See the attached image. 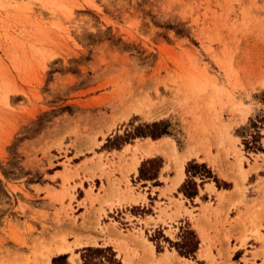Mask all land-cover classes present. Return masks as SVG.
I'll return each instance as SVG.
<instances>
[{
	"label": "rangeland",
	"instance_id": "374dc122",
	"mask_svg": "<svg viewBox=\"0 0 264 264\" xmlns=\"http://www.w3.org/2000/svg\"><path fill=\"white\" fill-rule=\"evenodd\" d=\"M156 155L230 182L239 235L198 258L264 257V0H0V264H197L184 223L148 232Z\"/></svg>",
	"mask_w": 264,
	"mask_h": 264
},
{
	"label": "crops",
	"instance_id": "0c3cea01",
	"mask_svg": "<svg viewBox=\"0 0 264 264\" xmlns=\"http://www.w3.org/2000/svg\"><path fill=\"white\" fill-rule=\"evenodd\" d=\"M177 149L179 153L183 151L179 150L178 147ZM158 156L162 159V162L153 180L151 182L142 179L139 180L140 186L148 183V187H141L140 189L142 191L143 189L149 191L144 193L146 195V200L148 203H150L149 205L153 210L151 217L157 220L156 225L150 226L148 232H155V230H157L162 231L163 234H165L167 231V226L164 224V222H168L170 218H174L178 224L184 223V225H186V227L194 233L197 240V250L194 253V257H196V260L198 261L197 264H210V262H213L214 264H263V256L259 255L258 257L253 258L251 252L259 249L261 245L252 239L247 241L246 247L236 249L230 255V258L227 261H222L221 259L217 258V254L214 250H211L214 259L198 258L201 247H206L207 245H210L211 247L213 245L219 244L225 245L224 239L227 236L230 237V245L232 246L235 244L233 237L239 235L241 228L238 221H226L223 223L224 215L227 209L226 203H223L219 207V204L215 200V195H213L214 193L207 189L209 186H213L216 193L220 191H230L231 186L228 189L224 187L219 188L217 187L215 180L226 183L230 182L221 178L215 171H212V178H209V180H200L195 176H190L189 179L193 181L192 184L195 188L192 194H186L184 187L186 185V180H188L186 172L187 164L189 162H193L195 164L202 163L209 166L206 161L202 160V157L196 159L193 156L190 157L184 165L183 181L175 188L171 189V191H168L169 187L173 183V180H175L174 178H176L178 174L176 171H174L173 166L163 156L156 155L154 157L142 160L139 167L137 166V172H139L142 163ZM253 176L254 174H250L247 179L250 180L253 178ZM260 177L264 178V175ZM252 181L256 182L257 180ZM209 201L213 204L211 209L205 207ZM178 202H181L180 205ZM157 204H159L158 207L156 206ZM162 209L165 210L164 213L163 211L160 212ZM235 216L236 215L231 211L229 214V219H234ZM172 228L178 232V228L176 226L173 225ZM244 259H248V262L245 263Z\"/></svg>",
	"mask_w": 264,
	"mask_h": 264
},
{
	"label": "trees",
	"instance_id": "16d2710c",
	"mask_svg": "<svg viewBox=\"0 0 264 264\" xmlns=\"http://www.w3.org/2000/svg\"><path fill=\"white\" fill-rule=\"evenodd\" d=\"M206 174H209V172H206ZM210 177V176H208ZM197 250V240L195 238V242L194 245L189 249V251L187 253H182L181 251H178V253L182 256L188 257L189 255H192L196 252ZM85 253L83 256V263L82 264H92L91 261V257L92 255L96 254V253H107V249H91V248H87L84 249ZM61 257L58 258H54L52 260V264H57L60 261ZM112 262H115V260L113 258L109 259Z\"/></svg>",
	"mask_w": 264,
	"mask_h": 264
},
{
	"label": "bare ground",
	"instance_id": "6f19581e",
	"mask_svg": "<svg viewBox=\"0 0 264 264\" xmlns=\"http://www.w3.org/2000/svg\"><path fill=\"white\" fill-rule=\"evenodd\" d=\"M184 179V174H183V168L180 170L178 176L175 178L174 182H173V186L176 187L177 185H179ZM240 190V189H237ZM69 246H67L65 243H61V245L56 249V251L59 254H64L69 250ZM47 264H50V262H47Z\"/></svg>",
	"mask_w": 264,
	"mask_h": 264
},
{
	"label": "built area",
	"instance_id": "2783aa9c",
	"mask_svg": "<svg viewBox=\"0 0 264 264\" xmlns=\"http://www.w3.org/2000/svg\"><path fill=\"white\" fill-rule=\"evenodd\" d=\"M138 217H139V216H138ZM181 225H182V223H180V224L177 226L178 231H179V228H181Z\"/></svg>",
	"mask_w": 264,
	"mask_h": 264
}]
</instances>
